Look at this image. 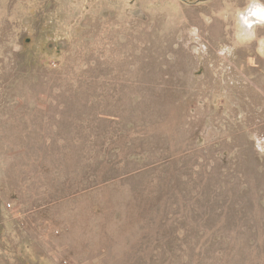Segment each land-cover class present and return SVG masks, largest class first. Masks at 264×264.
I'll list each match as a JSON object with an SVG mask.
<instances>
[{
    "label": "rangeland",
    "instance_id": "rangeland-1",
    "mask_svg": "<svg viewBox=\"0 0 264 264\" xmlns=\"http://www.w3.org/2000/svg\"><path fill=\"white\" fill-rule=\"evenodd\" d=\"M0 264H264V0H0Z\"/></svg>",
    "mask_w": 264,
    "mask_h": 264
}]
</instances>
